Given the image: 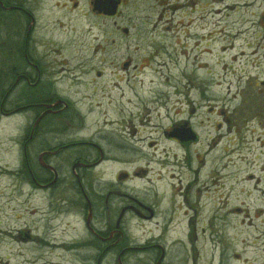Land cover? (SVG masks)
<instances>
[{"label": "rangeland", "instance_id": "obj_1", "mask_svg": "<svg viewBox=\"0 0 264 264\" xmlns=\"http://www.w3.org/2000/svg\"><path fill=\"white\" fill-rule=\"evenodd\" d=\"M28 1L39 51L54 48L69 65L64 85L78 81L63 87L79 114L67 138L92 139L111 160L92 173V188L129 173L130 190L161 202L154 220L126 227V243L164 246L166 264L263 255L251 247V224L264 194L250 174L264 168V0H123L107 18L94 15L92 0ZM5 32L11 42L19 29ZM181 125L199 142L170 139ZM23 138L24 118L0 115V264H97L64 245L83 232L73 231L76 220L65 232L66 222L45 219L46 197L24 186ZM113 254L102 264H117ZM150 257L130 252L124 264H156Z\"/></svg>", "mask_w": 264, "mask_h": 264}, {"label": "flooded vegetation", "instance_id": "obj_2", "mask_svg": "<svg viewBox=\"0 0 264 264\" xmlns=\"http://www.w3.org/2000/svg\"><path fill=\"white\" fill-rule=\"evenodd\" d=\"M30 3L28 0L21 3L0 0L1 34L6 31V38L9 33L13 34V30L19 29L17 37L11 42L0 38V56L4 59L0 65V115L24 118V138L21 145L24 186L31 191V196L40 193L46 197L47 209L42 212L45 219L55 215V218L60 219V224L62 221L66 222L65 232H68L71 220H76L73 221L76 222L75 226L72 224L71 227L74 231L79 225L83 230L82 235L64 242V245L69 247L68 251L73 250L77 254L87 252L88 255L81 254L85 263L96 261L97 264H102L110 254L115 253V263L124 264V259L130 252L147 251L152 254L149 259L152 258L153 263L166 264L164 246L159 250L154 241H149L146 245L133 247L136 243H126L125 234L126 227L131 226L134 221L154 220L161 202L150 203L130 190L137 188L130 185L134 178L129 173H122L113 181L102 184L98 191L92 188V173L111 160L92 139L81 140L82 137L76 136L67 138L70 132L68 128L72 127L75 116L79 114L73 111L74 102L64 93L63 87L71 91L78 81L76 78L72 80V84L64 85L68 72L66 67L69 65L57 60L58 54L54 48L39 51L43 47L36 39L39 22ZM93 3L90 2L94 15L107 18L105 14L94 11ZM122 4L123 0L117 14ZM78 7V2H74L72 8ZM18 20L20 27L11 24ZM257 108L264 115L263 109L259 106ZM175 129L168 136L180 142L170 136ZM63 131L67 133L64 137ZM197 139L198 143V134ZM263 169H258L255 175L250 174V178L256 180L252 190L261 191V194H264V182L260 176L264 175ZM59 190H63V196L56 199L55 194ZM260 201L263 207H260ZM74 207L78 210L75 211ZM234 211L240 213L241 209L236 208ZM252 220L256 223L251 224L255 226L251 247L260 246L263 255L247 257L243 264H264V198H259L256 202ZM41 228L43 229L42 225ZM46 236L48 235H40L41 239L38 241L45 244L48 241ZM24 238L30 241L32 236L26 233ZM57 247L60 246L54 245V248ZM239 257L235 254V261H240Z\"/></svg>", "mask_w": 264, "mask_h": 264}, {"label": "water", "instance_id": "obj_3", "mask_svg": "<svg viewBox=\"0 0 264 264\" xmlns=\"http://www.w3.org/2000/svg\"><path fill=\"white\" fill-rule=\"evenodd\" d=\"M120 4L121 0H94L93 8L97 13L112 17L117 14ZM170 136L183 143L197 141L195 132L191 128L186 127L175 129Z\"/></svg>", "mask_w": 264, "mask_h": 264}]
</instances>
